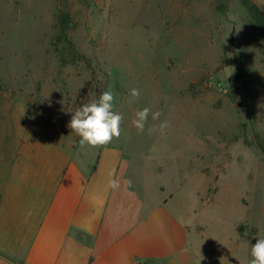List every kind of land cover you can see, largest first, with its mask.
Here are the masks:
<instances>
[{
    "label": "rangeland",
    "instance_id": "374dc122",
    "mask_svg": "<svg viewBox=\"0 0 264 264\" xmlns=\"http://www.w3.org/2000/svg\"><path fill=\"white\" fill-rule=\"evenodd\" d=\"M54 12V0H0V188L47 149L76 147L68 123L95 81L124 117L111 144L126 151L129 184L188 225L201 264H250L264 238V31L241 0H71L86 62L67 66L51 48ZM239 61L247 84L234 82ZM146 106L162 115L139 133ZM163 120L165 135L148 133Z\"/></svg>",
    "mask_w": 264,
    "mask_h": 264
},
{
    "label": "crops",
    "instance_id": "0c3cea01",
    "mask_svg": "<svg viewBox=\"0 0 264 264\" xmlns=\"http://www.w3.org/2000/svg\"><path fill=\"white\" fill-rule=\"evenodd\" d=\"M46 152L13 186L4 178L0 264H201L188 225L129 184L122 147Z\"/></svg>",
    "mask_w": 264,
    "mask_h": 264
},
{
    "label": "clouds",
    "instance_id": "9594fccd",
    "mask_svg": "<svg viewBox=\"0 0 264 264\" xmlns=\"http://www.w3.org/2000/svg\"><path fill=\"white\" fill-rule=\"evenodd\" d=\"M141 97V89L131 88L128 91V103L133 104ZM115 94L111 87L103 91L98 98L83 104L72 113L68 127L79 137L81 146L93 148H102L119 139L122 134L121 124L123 115L114 110ZM162 113L159 110L153 111L151 107H143L135 112V118L132 125L139 133L145 131L149 118L152 121H159ZM170 124L167 120L160 121L158 126H148L149 134L159 132L165 135ZM113 174L109 173L111 177ZM108 186L115 190L120 186L119 180L111 178ZM250 255L252 257L250 264H264V238L256 240L251 246Z\"/></svg>",
    "mask_w": 264,
    "mask_h": 264
},
{
    "label": "trees",
    "instance_id": "16d2710c",
    "mask_svg": "<svg viewBox=\"0 0 264 264\" xmlns=\"http://www.w3.org/2000/svg\"><path fill=\"white\" fill-rule=\"evenodd\" d=\"M54 2L55 12L53 17L51 48L55 57L61 66L86 62L85 56L78 51L70 36L73 22L71 13V0H54ZM241 3L247 9L255 26H257L261 31H264V6H259L252 0H241ZM247 74L248 73L244 68L243 62L239 61L236 67V76L234 82L247 84L246 81H244V78L247 77ZM199 82L202 84V80ZM94 86H97L95 92L97 94L96 98H98L102 93L98 82L88 80L83 87V91L86 92L87 89H92ZM190 86L193 87L195 84H191ZM78 141L79 139H77V143Z\"/></svg>",
    "mask_w": 264,
    "mask_h": 264
}]
</instances>
